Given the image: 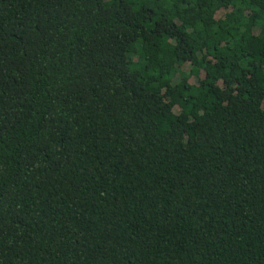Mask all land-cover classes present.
I'll return each mask as SVG.
<instances>
[{
  "label": "trees",
  "instance_id": "16d2710c",
  "mask_svg": "<svg viewBox=\"0 0 264 264\" xmlns=\"http://www.w3.org/2000/svg\"><path fill=\"white\" fill-rule=\"evenodd\" d=\"M0 264H264V0H0Z\"/></svg>",
  "mask_w": 264,
  "mask_h": 264
}]
</instances>
